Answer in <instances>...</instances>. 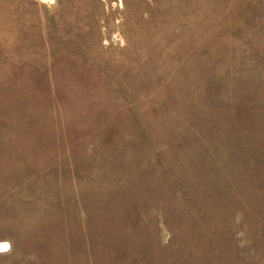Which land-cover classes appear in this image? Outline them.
I'll return each mask as SVG.
<instances>
[{"label":"rangeland","instance_id":"rangeland-1","mask_svg":"<svg viewBox=\"0 0 264 264\" xmlns=\"http://www.w3.org/2000/svg\"><path fill=\"white\" fill-rule=\"evenodd\" d=\"M0 264H264V0H0Z\"/></svg>","mask_w":264,"mask_h":264}]
</instances>
